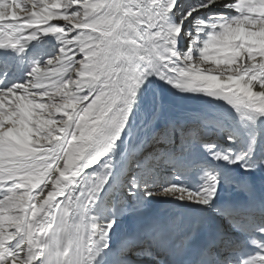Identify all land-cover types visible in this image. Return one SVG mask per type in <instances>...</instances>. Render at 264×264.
Listing matches in <instances>:
<instances>
[{
  "label": "snow or ice",
  "instance_id": "6c2138e0",
  "mask_svg": "<svg viewBox=\"0 0 264 264\" xmlns=\"http://www.w3.org/2000/svg\"><path fill=\"white\" fill-rule=\"evenodd\" d=\"M0 50V264H264V0H0Z\"/></svg>",
  "mask_w": 264,
  "mask_h": 264
},
{
  "label": "bare ground",
  "instance_id": "6f19581e",
  "mask_svg": "<svg viewBox=\"0 0 264 264\" xmlns=\"http://www.w3.org/2000/svg\"><path fill=\"white\" fill-rule=\"evenodd\" d=\"M33 44H35V42H33ZM0 51H2V50H0ZM205 99H207V98H205ZM173 100L179 106H188V107H203L204 106L203 101L194 100V99L193 100H184V99H180L179 97H173ZM217 110H220L219 107H217ZM159 207H161L163 209V208L170 207V205L165 204V203H161L159 205Z\"/></svg>",
  "mask_w": 264,
  "mask_h": 264
}]
</instances>
